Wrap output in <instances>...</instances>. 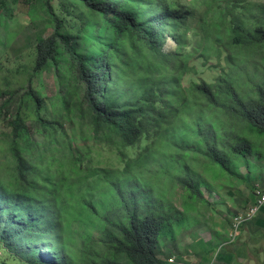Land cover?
<instances>
[{"label": "trees", "instance_id": "16d2710c", "mask_svg": "<svg viewBox=\"0 0 264 264\" xmlns=\"http://www.w3.org/2000/svg\"><path fill=\"white\" fill-rule=\"evenodd\" d=\"M178 1H36L50 34L31 67L0 73V249L14 264H165L157 248L182 213L151 194L174 182L178 203L211 207L199 167L242 178L239 166L264 164L252 131L264 133V0ZM14 13L1 0L0 26ZM197 64L219 75L196 81ZM48 71L53 102L32 81ZM92 142L139 156L127 167L147 165L152 181L125 192L92 168Z\"/></svg>", "mask_w": 264, "mask_h": 264}, {"label": "rangeland", "instance_id": "374dc122", "mask_svg": "<svg viewBox=\"0 0 264 264\" xmlns=\"http://www.w3.org/2000/svg\"><path fill=\"white\" fill-rule=\"evenodd\" d=\"M36 1L37 0H34L28 3L29 0H7V6L12 8L15 13L13 19L10 22V26H0V73L7 74L9 70L15 71L17 67H25V69L31 67L33 63L35 46L40 40L45 39L47 36H49L50 31L47 27V18L44 12L38 8V4L36 3ZM182 1L184 2V0ZM249 1L257 2L261 0ZM177 3L179 4L180 0ZM33 7L35 9H33ZM29 12L32 13L33 22H31L30 20ZM36 14L39 15L40 19H38ZM191 43L192 46L194 44L196 45L197 38H195L194 41L192 40ZM195 61V59H192V63H195ZM197 67L198 75L196 77V81H206L207 83H212L214 79H216L219 75V70L217 69L209 71L201 64H197ZM54 75V72L48 71L45 72L40 78L34 77L32 79L34 86H37L38 83L42 81L45 87V99L49 102L58 100V91L53 79ZM5 77H0V85L2 83L6 85L5 80H3L5 79ZM9 78L11 82L9 85L14 86L15 80L10 76ZM16 102L17 98H15L13 102V110H15L16 108ZM4 126L5 124L3 123V121L0 122V129H3ZM252 131L253 139L257 140L258 143H261L260 150L264 152V133H259L257 129H252ZM32 133L34 134V136L39 137L36 129L32 130ZM89 146L91 147L90 156L92 168L101 171L105 169L111 171V174L115 176V179H118L119 182L124 185L123 190L125 192L127 189H135L136 183H142L143 181L149 182V180L152 181L150 176L146 173L148 172L147 168H145L147 165L145 167H127V162L130 160L139 162V156L135 155L130 158L128 154L121 155L118 151L115 152V150H109L107 148L101 147L100 145H93V142L90 143ZM260 164H262V162H259L256 165ZM150 167L153 170L154 165ZM206 168L207 166H201L197 169L202 173V175L199 177L206 182H208V180H213L214 184L213 186L209 184L208 187H202V189L204 190L203 197L211 204L212 208L215 209L217 213L221 212V214H225V209L227 210L226 213L229 212V210L226 208V205L224 209L220 210L222 201L227 202V199L230 198L233 200V202L235 203L234 205L236 206V203L239 202L242 198H245V196H247V192H251L253 186H255V180L249 177L250 175L255 176L254 174L257 173V168L254 165L245 164V166H239V172L242 174V178H239L236 175L229 173L228 171L219 176V174H221L222 172L220 171L219 166H216L213 168V170L210 169L209 171ZM215 171H218V174L213 173ZM248 172H250V175L248 174ZM185 175H187V172L181 171L179 177H184ZM196 179H198V176L196 177ZM161 180L158 179L154 183V185H161ZM173 183L174 182H168V187L164 197H156L154 193H152L151 198L149 199V202H151L152 198H154V202L158 200V202L162 203V200H168L171 197H175L171 200V204H174V209L178 210L179 213L182 214L177 224H173V228L167 230V232L172 237H174L176 231L180 230L181 226L183 225L185 227H193L197 223H202L200 216L202 215V212H211V210L208 209L209 207H206L205 203H203L201 207H197L194 201H190L185 197H182L181 202L179 200V204L177 202V199L178 197L183 196V192L180 189L176 190L175 192L170 191L169 187L173 185ZM141 187L144 190L145 186L142 185ZM219 201L220 204H218ZM184 202H186V205L184 204ZM92 233L95 236L97 235L98 230H94ZM70 237L76 239L77 234L72 232ZM162 241L163 240L161 239V242ZM161 242L159 244V247L157 248L159 257L161 254H164ZM80 243L81 242L78 240V247L80 246ZM77 245L76 243L70 245L71 249L68 252L72 257H76ZM39 246L46 245L39 244ZM42 250L43 251L41 253H43L44 257L51 253V251L47 248ZM0 264H14L11 257L2 255L1 249Z\"/></svg>", "mask_w": 264, "mask_h": 264}, {"label": "crops", "instance_id": "0c3cea01", "mask_svg": "<svg viewBox=\"0 0 264 264\" xmlns=\"http://www.w3.org/2000/svg\"><path fill=\"white\" fill-rule=\"evenodd\" d=\"M256 164H251L257 168L255 186L264 185V164ZM253 198L252 188L236 206L230 198L222 201L220 210L226 205L228 214L226 209L225 214L217 213L211 206V212L200 215L202 223L193 227L183 225L174 237L167 232L162 238L164 254L160 258L165 264H264V206L252 221L241 226L233 242L229 240L231 217L249 206ZM171 258L174 262L169 261Z\"/></svg>", "mask_w": 264, "mask_h": 264}, {"label": "built area", "instance_id": "2783aa9c", "mask_svg": "<svg viewBox=\"0 0 264 264\" xmlns=\"http://www.w3.org/2000/svg\"><path fill=\"white\" fill-rule=\"evenodd\" d=\"M253 202L235 213L231 218L230 241L233 242L239 235L240 228L243 224L252 221L264 206V185H256L253 190ZM174 262V258L169 259Z\"/></svg>", "mask_w": 264, "mask_h": 264}, {"label": "clouds", "instance_id": "9594fccd", "mask_svg": "<svg viewBox=\"0 0 264 264\" xmlns=\"http://www.w3.org/2000/svg\"><path fill=\"white\" fill-rule=\"evenodd\" d=\"M190 1L191 0H184V2L182 0H180V3L178 4V12H184L185 8L188 7L190 5ZM202 8H200L201 10ZM187 26H193L196 27V23L193 21H190L188 24H186ZM43 254V253H42Z\"/></svg>", "mask_w": 264, "mask_h": 264}]
</instances>
